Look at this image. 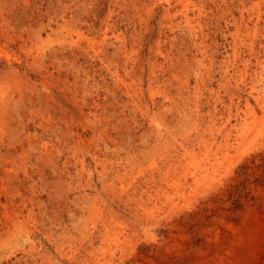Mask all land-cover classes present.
<instances>
[{"label": "rangeland", "instance_id": "obj_1", "mask_svg": "<svg viewBox=\"0 0 264 264\" xmlns=\"http://www.w3.org/2000/svg\"><path fill=\"white\" fill-rule=\"evenodd\" d=\"M0 264H264V0H0Z\"/></svg>", "mask_w": 264, "mask_h": 264}]
</instances>
